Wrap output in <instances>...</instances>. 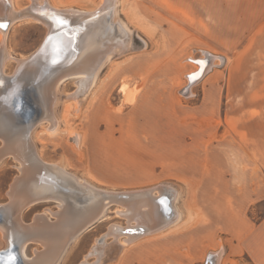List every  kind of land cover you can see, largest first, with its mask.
I'll list each match as a JSON object with an SVG mask.
<instances>
[{"label":"rangeland","instance_id":"374dc122","mask_svg":"<svg viewBox=\"0 0 264 264\" xmlns=\"http://www.w3.org/2000/svg\"><path fill=\"white\" fill-rule=\"evenodd\" d=\"M7 1L0 3L15 15L0 31V69L11 76L50 33L26 9L99 13L106 0ZM107 1L114 31L107 30L118 46L88 88L81 90L82 77L55 84V121H38L30 141L39 159L74 177L75 193L88 200L80 205L97 202L88 199L93 191L146 190L169 196L171 212L148 227L109 200L55 264H264V0ZM20 165L1 159L0 205L10 201ZM61 203L38 200L16 219L56 222ZM7 234L0 227V251ZM98 245L100 259L91 254ZM45 248L31 240L25 257Z\"/></svg>","mask_w":264,"mask_h":264},{"label":"bare ground","instance_id":"6f19581e","mask_svg":"<svg viewBox=\"0 0 264 264\" xmlns=\"http://www.w3.org/2000/svg\"><path fill=\"white\" fill-rule=\"evenodd\" d=\"M104 3L103 9L100 8V12L98 10L99 13L96 11L86 12L85 14L70 12V14V10H65L63 14H54L53 8L48 10L41 5L39 13L26 9L24 15H34V18L46 22L50 28V33L35 55L25 60L21 58L15 74L8 76L0 69V103H2V97L7 101V105L2 103V108L0 107V138L4 142L0 146V161L2 158L11 155L21 163L19 166L21 173L12 181L8 192L11 199L7 204H4L5 216L2 215L0 218V227L7 230L9 236H7L9 246L0 251V264H8L9 261L15 259H18L21 264H55L66 243L72 238L74 239L84 227L92 222L108 205L109 200L126 204V216L129 219L137 218L139 224L143 223L139 218L144 216V223L148 227H157L164 219V213L168 212L170 214L171 212V206H169L171 199L169 196L166 199L161 195L151 196L150 191L146 190L141 191L140 195L137 194L138 192H132L133 195H122V197L116 194L111 195L105 192L93 191L95 194L89 192L88 199L93 200L95 198L97 202L94 205L97 204L89 207L80 205L87 203L88 200L84 195L80 196L82 198L80 200L78 194L75 193L77 190L74 183L77 182L74 177L56 165L48 164L39 159L33 149L34 145L32 146L30 141L31 132L38 121L43 120L45 122V119H48V122L51 120L54 123L55 121L51 104L55 100V84L69 76L82 77L81 90L88 88L102 61L112 49L114 50L118 46L116 41L113 42L110 39L112 36L109 38L110 34L107 28L114 31V27H109L111 25L110 15L106 7L110 5V2L106 0ZM17 14L18 16H24L22 11ZM14 15L12 9L4 7V4L0 3V23L7 24L6 28H0L2 33H6L9 29ZM85 15L90 18H84ZM95 15L99 16L98 19ZM57 17L66 21V23L59 24L55 19ZM67 25H71L73 29L68 30ZM114 26H116V30L117 25ZM118 26L120 27V24ZM53 44L55 45L54 48ZM200 64V68L197 64L196 71L198 72L192 76H197L204 70L206 63L202 61ZM21 71L31 74V77H18ZM28 115L29 117L32 116L33 120L37 119V121L32 123L31 121L23 122ZM69 185H73V187L68 188ZM77 186L78 189L83 187ZM70 188L72 192L74 191L73 193L68 192ZM82 190H85V188ZM71 195H76L77 198L72 199ZM98 195L103 198L101 204H98ZM48 198H55L60 200V203L62 202L61 210L57 213L58 221L51 223L40 216V218L36 217L34 223L25 225L19 219H16L27 205ZM143 206H145V209H141ZM114 230L112 232L115 235L122 231L120 228H114ZM31 240L42 242L46 245V248L40 250L33 258H28L25 257L24 251L27 243ZM14 246L16 249H14ZM100 249L99 245L95 246L91 254L99 253L100 259ZM9 256L14 259L9 260ZM82 264L96 263L84 261Z\"/></svg>","mask_w":264,"mask_h":264},{"label":"water","instance_id":"95a60500","mask_svg":"<svg viewBox=\"0 0 264 264\" xmlns=\"http://www.w3.org/2000/svg\"><path fill=\"white\" fill-rule=\"evenodd\" d=\"M68 30H70V29H73L72 28V26L71 25H67V27H66ZM55 47V45L53 44V48ZM37 53V51L35 52V54ZM34 54V55H35ZM37 57V56H36ZM35 58V57H34ZM36 61V60H35ZM18 77H21V78H27V77H31V74H26V72H23V71H21V73L19 72V74H18ZM2 103H4V105H7V101H6V99L5 98H3L2 97ZM2 103H0V107L2 108ZM38 111H39V109H38ZM33 117L31 116V117H29V115L27 116V118L26 119H24L23 120V122H29V121H31V123L32 122H36L37 121V119H35V120H33ZM4 212H5V206L4 205H0V218L2 217V215L3 216H5V214H4ZM11 243H12V241H11ZM14 249H16V247L14 246ZM10 263H8V264H21V262L18 260V259H15V260H13V261H9ZM1 263H2V261H1ZM6 264V263H5Z\"/></svg>","mask_w":264,"mask_h":264},{"label":"snow or ice","instance_id":"6c2138e0","mask_svg":"<svg viewBox=\"0 0 264 264\" xmlns=\"http://www.w3.org/2000/svg\"><path fill=\"white\" fill-rule=\"evenodd\" d=\"M55 19L57 20V22H58L59 24H64V23H66V21H64V20H62V19H59L58 17L55 18ZM6 27H7V24H5V23H0V28H6ZM8 259H9V260H12V259H14V258L11 257V256H9Z\"/></svg>","mask_w":264,"mask_h":264}]
</instances>
